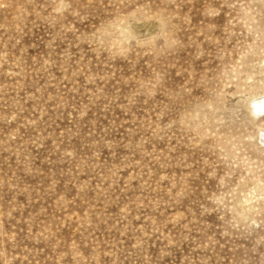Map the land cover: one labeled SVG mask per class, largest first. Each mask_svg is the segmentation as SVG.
Masks as SVG:
<instances>
[{
	"label": "rangeland",
	"instance_id": "rangeland-1",
	"mask_svg": "<svg viewBox=\"0 0 264 264\" xmlns=\"http://www.w3.org/2000/svg\"><path fill=\"white\" fill-rule=\"evenodd\" d=\"M262 31L261 0H0V264H264Z\"/></svg>",
	"mask_w": 264,
	"mask_h": 264
},
{
	"label": "bare ground",
	"instance_id": "bare-ground-1",
	"mask_svg": "<svg viewBox=\"0 0 264 264\" xmlns=\"http://www.w3.org/2000/svg\"><path fill=\"white\" fill-rule=\"evenodd\" d=\"M261 97H264V91H259L251 95V97L248 98V103H249L248 109L250 112L249 119L254 120L255 123H263L262 126H257L258 127L257 134H259L258 136H260V142L264 143V100L255 102L252 105V102L254 100H256L257 98H261Z\"/></svg>",
	"mask_w": 264,
	"mask_h": 264
},
{
	"label": "snow or ice",
	"instance_id": "snow-or-ice-1",
	"mask_svg": "<svg viewBox=\"0 0 264 264\" xmlns=\"http://www.w3.org/2000/svg\"><path fill=\"white\" fill-rule=\"evenodd\" d=\"M261 3L264 4V0H261ZM210 14L214 15L215 13L212 12ZM261 38H262L261 39L262 48H264V31H262V33H261ZM260 82H261L262 85H264V71H262L261 74H260ZM262 163H264V161H262ZM261 175H262V179H264V171H262ZM261 190H262V192H264V187H262ZM259 199L264 200V195H261L259 197Z\"/></svg>",
	"mask_w": 264,
	"mask_h": 264
},
{
	"label": "clouds",
	"instance_id": "clouds-1",
	"mask_svg": "<svg viewBox=\"0 0 264 264\" xmlns=\"http://www.w3.org/2000/svg\"><path fill=\"white\" fill-rule=\"evenodd\" d=\"M111 27L109 25L102 26L101 29H98V32H100L101 35H104L106 32L110 31ZM161 38L167 39V34L163 31L161 32Z\"/></svg>",
	"mask_w": 264,
	"mask_h": 264
}]
</instances>
